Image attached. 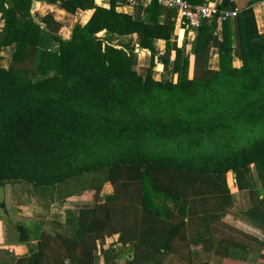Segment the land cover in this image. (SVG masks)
Masks as SVG:
<instances>
[{
  "label": "trees",
  "instance_id": "obj_1",
  "mask_svg": "<svg viewBox=\"0 0 264 264\" xmlns=\"http://www.w3.org/2000/svg\"><path fill=\"white\" fill-rule=\"evenodd\" d=\"M35 1L0 0V60L17 44L10 66L0 64V184L25 182L53 194L73 182L80 186L60 197L74 203L67 221L74 220L75 232L44 233L17 264H64L66 258L97 264L98 242L137 222L158 229L139 239L153 237L142 249L146 259L164 264L171 253L199 264L197 244L215 239L213 224L238 226L233 208L264 211V33L253 8L262 0L241 8L223 0L219 10L237 15L221 24L218 14L203 17L195 37L181 45L178 13L159 0L131 11L120 10L117 0L108 7L49 0L72 14L93 10L69 38L52 16L32 13ZM182 25L193 30L189 21ZM158 40L166 41L164 52ZM212 48L219 50L217 67L209 65ZM142 50L150 59L139 70ZM252 165L261 182L254 188L243 178ZM87 179L88 185L77 182ZM104 183L114 193L103 199ZM174 210L186 220L187 241L164 217ZM110 252L111 260L119 257ZM137 261L138 251L127 264Z\"/></svg>",
  "mask_w": 264,
  "mask_h": 264
},
{
  "label": "crops",
  "instance_id": "obj_2",
  "mask_svg": "<svg viewBox=\"0 0 264 264\" xmlns=\"http://www.w3.org/2000/svg\"><path fill=\"white\" fill-rule=\"evenodd\" d=\"M111 0H96L97 4L108 7ZM221 3L223 0H206V2ZM248 0H235L239 8L246 5ZM259 31L264 33V0L253 5ZM33 14L40 16H52L56 21L61 23L60 33L65 38H69L71 31L76 22L85 24L93 14V10H79L72 14L62 6L52 3L49 0L35 1ZM21 21H19V24ZM4 25V20L0 13V27ZM177 42L179 45L183 41H191L195 37L193 31L187 32L182 24H178L175 31ZM157 47L162 52L166 48V41L158 40ZM17 44H13L5 50L0 64L8 68L12 62V56ZM143 53H150L142 50ZM144 56V55H143ZM209 65L217 67L219 61V50L212 48L209 55ZM236 65H240V61H235ZM105 184V183H104ZM1 185V184H0ZM8 185L9 194L0 199V264H17L18 259L30 256L36 249L44 233L55 234L59 231L73 233L76 230L74 220L68 223L69 206L71 202H61V198L65 193L64 188L57 187L56 193L51 194L52 197L42 195L44 199L36 198L19 191L15 192V188ZM1 185V186H4ZM259 186V185H256ZM107 187V186H106ZM256 188V187H255ZM73 190V189H71ZM235 191V190H234ZM64 192V193H62ZM71 194V193H70ZM109 195V193H108ZM63 196V197H64ZM61 197V198H60ZM263 198V195L260 196ZM68 207V208H67ZM264 212V211H263ZM260 208H252L250 210H238L233 208L230 215L237 219L240 224L223 226L213 224L210 227L211 234L215 239L209 241L201 240L197 244L198 262L199 264H264V214ZM71 217H77V211L72 207ZM172 222L174 234L180 239L188 240V227L186 220L182 218L175 210L167 211L164 216ZM18 224L23 228L18 227ZM244 225H248L253 230L259 231L260 235L248 231ZM242 226V227H241ZM153 226L146 227L142 222L136 223L134 228H122L121 233H116L106 237L99 243L97 264H127L132 261L133 255L138 251L137 264H156V261L145 256L144 248L153 245V237L141 241L144 232H152ZM192 231V232H191ZM190 231V239L193 237L194 230ZM68 234V233H67ZM120 235L123 236L124 242L120 241ZM136 245V247H135ZM229 249L228 256H223L226 249ZM213 249V250H210ZM117 251L119 257L111 260L112 253ZM215 253V254H214ZM195 258L191 260H183L174 254H169L163 259L164 264H194Z\"/></svg>",
  "mask_w": 264,
  "mask_h": 264
},
{
  "label": "built area",
  "instance_id": "obj_3",
  "mask_svg": "<svg viewBox=\"0 0 264 264\" xmlns=\"http://www.w3.org/2000/svg\"><path fill=\"white\" fill-rule=\"evenodd\" d=\"M119 9L123 11H131L136 5L147 6L151 0H117ZM159 2L169 8L174 9L178 13L177 23L183 24L189 21V26L194 32L201 24L203 17L212 18L218 16V23L221 24L227 17H234L237 15V10H219L218 3L205 2L201 5H193L188 0H159ZM195 33V32H194ZM64 264H78L76 261L66 258Z\"/></svg>",
  "mask_w": 264,
  "mask_h": 264
},
{
  "label": "rangeland",
  "instance_id": "obj_4",
  "mask_svg": "<svg viewBox=\"0 0 264 264\" xmlns=\"http://www.w3.org/2000/svg\"><path fill=\"white\" fill-rule=\"evenodd\" d=\"M165 50L163 49L162 52H164ZM144 55V56H143ZM149 59H150V53H143L142 51L139 52V58H138V66L137 68L139 70H142L143 67L147 66L149 64ZM163 73V70H162V65L161 63H158L156 65V77L157 78H160L161 75ZM96 179L95 176H92V178L90 179ZM244 182L246 183L247 186L249 187H253L256 186V185H261V182H260V179L258 177V173L256 171V168L254 167V165L251 166V173L249 174H246L244 175ZM89 179V180H90ZM97 180V179H96ZM228 181H229V184L230 186L236 190L237 187L235 186L234 182L236 181L235 180V175L233 173H229L228 174ZM81 184H86L88 185L89 181L87 179V182H82L81 180L77 181ZM11 188H15V192L14 193H18L19 191H22L23 193H27L29 195H35L36 198H39V199H44L45 201H47L44 197H42V195H51L52 192H49V191H43V190H39V189H36L33 185L31 184H28V183H25V182H17V183H11ZM80 185H78L76 182H73V183H70V185H68V187L66 186L65 187V190L64 191H70L71 189H76L78 188ZM107 183H105L103 185V189H102V192H101V196L102 198L104 199L105 197L107 196H110V195H113L114 193V190H113V187H110V186H107ZM8 185H4V186H1L0 185V199L2 197H4L5 195H8L9 194V191H8ZM109 193V195H108Z\"/></svg>",
  "mask_w": 264,
  "mask_h": 264
}]
</instances>
